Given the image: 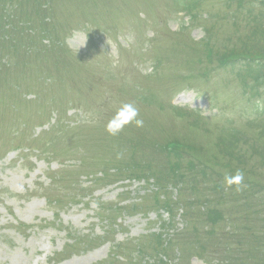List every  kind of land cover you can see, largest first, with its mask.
Segmentation results:
<instances>
[{
  "label": "rangeland",
  "instance_id": "obj_1",
  "mask_svg": "<svg viewBox=\"0 0 264 264\" xmlns=\"http://www.w3.org/2000/svg\"><path fill=\"white\" fill-rule=\"evenodd\" d=\"M0 264H264V1L0 0Z\"/></svg>",
  "mask_w": 264,
  "mask_h": 264
},
{
  "label": "clouds",
  "instance_id": "obj_2",
  "mask_svg": "<svg viewBox=\"0 0 264 264\" xmlns=\"http://www.w3.org/2000/svg\"><path fill=\"white\" fill-rule=\"evenodd\" d=\"M139 117V109L133 103H125L121 105L112 118L108 121L105 131L111 135L116 136L119 134L125 126L134 122L136 127L143 126V120ZM244 180V172L242 170H236L235 173L226 172L223 176V182L226 187L235 186L237 190Z\"/></svg>",
  "mask_w": 264,
  "mask_h": 264
},
{
  "label": "trees",
  "instance_id": "obj_3",
  "mask_svg": "<svg viewBox=\"0 0 264 264\" xmlns=\"http://www.w3.org/2000/svg\"><path fill=\"white\" fill-rule=\"evenodd\" d=\"M242 54H240V55H237V56H241ZM236 57V56H235Z\"/></svg>",
  "mask_w": 264,
  "mask_h": 264
}]
</instances>
